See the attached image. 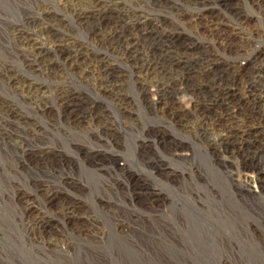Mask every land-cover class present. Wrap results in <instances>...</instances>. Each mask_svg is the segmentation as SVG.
I'll return each mask as SVG.
<instances>
[{"label":"bare ground","instance_id":"obj_1","mask_svg":"<svg viewBox=\"0 0 264 264\" xmlns=\"http://www.w3.org/2000/svg\"><path fill=\"white\" fill-rule=\"evenodd\" d=\"M45 186L102 231L71 234L76 205L32 228L19 192ZM3 206L0 264H264V0H0Z\"/></svg>","mask_w":264,"mask_h":264},{"label":"rangeland","instance_id":"obj_2","mask_svg":"<svg viewBox=\"0 0 264 264\" xmlns=\"http://www.w3.org/2000/svg\"><path fill=\"white\" fill-rule=\"evenodd\" d=\"M254 22L255 21H252L250 24H253ZM107 27H110L109 23L107 24ZM91 38L93 39L92 36H90V39ZM181 89H183V87H181ZM158 97L159 96L157 94V88L155 86L153 87L151 86L148 90V99L150 101H155L158 99ZM9 100L14 101V99L12 98H9ZM186 101L187 100L183 101L184 107L187 109L192 108V104ZM181 154L185 157L191 155V153L188 151H183ZM238 154H239L238 151H234L233 153H231V156L233 158H236ZM135 167H137L136 168L137 170H141L139 171L140 176L144 178H148L149 181L152 182V184L156 185L158 190L162 191L167 196L169 201H171L172 198H176L175 186L172 184L165 183V181H161L160 178H158L159 173H155L157 179H154L148 176L145 172H143L142 167H140L139 165L137 166V164H135ZM239 180L241 182H248L254 190L259 191V174L255 172L245 171L243 172ZM48 189L49 187L45 186L44 188L40 189L37 193H33L29 191L27 192L25 189L24 191L19 192V195H21L22 198V200L20 201V205L23 208H26L28 206L27 201L31 202L32 206L35 207L33 210L28 211L25 217L26 222L31 224L32 228H34L35 223L43 214H47V216L55 215L60 219L63 218L64 215L67 213V211L71 208L70 205L72 206L76 205L77 207H72V209L76 210V214L79 215L80 218H77L75 219L74 222L68 224L67 230L71 234L83 233L86 235L98 234L102 231V227L98 226L97 224V222L100 220L102 216L101 212H99L98 209H96L93 206V203L90 200V198H88V196L82 197L78 192L72 193L67 191L57 196L58 197L57 199L50 201L48 200L49 199ZM118 195L122 198L121 193H119ZM118 195L117 197H119ZM105 200H106V204L108 205H106L105 207L103 206L101 208L104 209L105 212L107 213L113 212L116 209L115 207L117 206L116 204H119L113 199L109 200L108 197H106ZM119 205L121 206V204ZM117 208L124 209L126 207H117ZM174 208L176 207H162V209L165 211L166 216L168 217V220L171 221L173 224L175 223L176 225L175 214L178 213L179 210ZM6 209H7L6 206L0 207V212H2L5 215ZM160 214H164V213L160 212ZM144 217H146V215ZM115 222H124V219H119L118 221ZM55 223H56V228L49 229V233L43 236L46 244H48L51 247L53 246V244L54 245L62 244L63 241L66 240L65 234L63 233L64 223L61 220H56ZM174 227L177 228V226ZM85 228H88V230H86ZM29 234L33 238L40 236L39 234L34 233L31 230L29 231ZM179 234L180 233H178V235L176 234L177 239L183 238V236H180ZM8 246L12 248L11 244H8Z\"/></svg>","mask_w":264,"mask_h":264}]
</instances>
